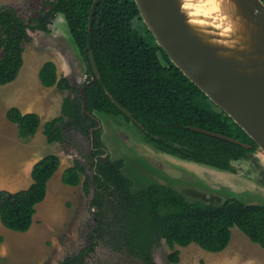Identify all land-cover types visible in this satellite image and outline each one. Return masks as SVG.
<instances>
[{"label": "trees", "instance_id": "obj_1", "mask_svg": "<svg viewBox=\"0 0 264 264\" xmlns=\"http://www.w3.org/2000/svg\"><path fill=\"white\" fill-rule=\"evenodd\" d=\"M93 0H47V8L26 22L16 10L0 7V84L14 80L23 64L25 43L31 40L29 29L48 30L58 13L65 17L71 39L84 58L89 49L98 71L85 88L88 113L133 123L137 130L162 150L181 158L221 170L234 171L230 161L245 157L256 142L223 110L215 108L209 98L168 58L142 21L134 0H99L95 6L88 37L89 11ZM264 2V0H263ZM161 54L164 62L161 61ZM86 55V57H85ZM43 86L71 91L61 104V114L42 125L48 143L62 141L67 129L88 135L95 125L82 111V85L75 86L68 76H59L52 60L38 70ZM114 100L131 113H123ZM7 119L17 125L18 136L27 140L40 125L35 111L22 112L13 105L6 109ZM110 118V119H111ZM199 126L220 132L250 147L210 134L194 131ZM97 139L98 131L93 130ZM60 164L55 153L36 160L30 171L32 182L14 191L0 189V221L16 231H26L32 224L35 205L46 194L47 181ZM121 161L107 171L108 177L96 175V188L90 205L95 207V224L86 243L75 253L66 255L59 264H89L88 256L106 231V240L123 249L142 264H159L153 248L164 240L172 249L168 259L179 261L175 247L195 243L204 250H223L231 239V227L237 226L251 241L264 249V203L245 202L227 196L221 202L189 199L176 188L161 182H148L136 189L120 171ZM84 167L78 159L64 168V184L80 183ZM84 190L88 193L85 181ZM118 189L119 213L108 217L104 205L111 202ZM115 192V193H116ZM106 216V217H105Z\"/></svg>", "mask_w": 264, "mask_h": 264}, {"label": "rangeland", "instance_id": "obj_2", "mask_svg": "<svg viewBox=\"0 0 264 264\" xmlns=\"http://www.w3.org/2000/svg\"><path fill=\"white\" fill-rule=\"evenodd\" d=\"M45 1L0 0V7L16 10L26 22L31 23L33 17L47 8ZM28 32L31 40L24 45L23 64L16 78L0 84V127L4 134L17 135L16 125L7 119L5 111L10 106L19 107L24 104L29 109L26 111L37 112L41 119L38 131L28 146L30 153L33 156L55 153L61 157V163L48 181L58 185L52 184L49 187L47 184L49 192L47 196L45 194L46 199L44 197L39 202L38 210L35 205L39 217L30 234L31 238L18 232H3L2 228L5 227L0 223V233L4 234L7 248V252L0 255V264H59L66 255L77 252L86 243L87 235L95 224V207L90 205V200L95 193L96 181L92 177L93 158L89 136L67 129L62 141L48 143L45 140L43 123L61 114L62 100L71 91L43 86L38 79V70L44 61L52 60L59 76H68L75 86H79L87 79L88 66L73 43L62 14L58 13L51 19L48 30L29 29ZM101 118L103 124L99 137L107 156L99 170L106 177L107 171L114 169L116 161L121 160L120 171L131 180L134 189L154 181L173 186L189 199L200 197L207 201L221 202L227 196H235L249 203H264V152L258 145L246 157L230 161L234 171L220 170L175 158L145 142L140 132L131 127L132 124ZM6 140L7 161L5 163L2 159V164L17 165L19 153L24 152L25 148L11 151V141L8 138ZM74 159L84 165L85 173L80 174L79 184L69 186L61 181L58 171L72 165ZM84 181L88 193L84 190ZM115 192L111 202L104 205L108 217H116L119 213V197ZM107 234L103 231L102 238L89 254V264H142L125 250L113 247L106 240ZM175 247L179 250L178 262L168 259L172 249L164 240L154 246V259L159 264H264V249L235 225L231 227L228 245L221 251H207L195 243Z\"/></svg>", "mask_w": 264, "mask_h": 264}, {"label": "water", "instance_id": "obj_3", "mask_svg": "<svg viewBox=\"0 0 264 264\" xmlns=\"http://www.w3.org/2000/svg\"><path fill=\"white\" fill-rule=\"evenodd\" d=\"M98 1L93 0L90 7L88 37ZM229 1L233 4L227 12L233 31L223 35L213 24L199 25L191 21L189 11L183 6L185 0H134L142 21L168 58L264 152V2ZM89 57L98 73L91 49ZM93 81L94 77L81 87L84 114L88 113L85 88ZM114 102L123 113L131 116L127 109ZM188 127L248 146L220 132L193 125Z\"/></svg>", "mask_w": 264, "mask_h": 264}, {"label": "crops", "instance_id": "obj_4", "mask_svg": "<svg viewBox=\"0 0 264 264\" xmlns=\"http://www.w3.org/2000/svg\"><path fill=\"white\" fill-rule=\"evenodd\" d=\"M45 87H47V86H45ZM18 106L22 112H27L26 110H29L28 107L25 106L24 104L18 105ZM16 128H17V125H16ZM3 131L4 130H2V128L0 127V189L17 190L20 188H25L32 182L30 171H31V167H32L33 163L41 157V156H33V153H30L31 149H29V147H28L29 144L32 142L33 136L35 134L33 136H31L29 139L23 140L18 136V133H17V135L15 133H12L11 135H9V134H4ZM37 131H38V129H37ZM37 131L35 133H37ZM6 138H8L11 141V151L13 149H18L20 151L21 149L25 148L24 152L19 153L20 160H19L17 165L10 164L9 166H7V164H2V159H4L5 163L7 161L6 159H7L8 148H7ZM59 158H61V157H59ZM60 161H61V159H60ZM64 168L65 167H63L62 169H60L58 171L60 177H61V173L64 170ZM29 178H31V179H29ZM48 181H47V184H49V187H50V185L52 186V184L58 185L55 182L49 183ZM25 182H28V183L25 184ZM67 185H69V184H67ZM48 192H49V189L47 190L46 196H47ZM45 199H46V197H45ZM40 204H39V202L36 204L37 210L39 209ZM38 217H39L38 211L37 212L35 211V213L33 214L32 224L29 227V229L26 231L12 230V229L4 226L1 223V221H0V223L7 230H9V231H7L5 228H2L3 232H11V231L18 232L17 234H25L28 236V238H31L30 234L32 233L34 224L36 223ZM42 217H44L43 214H42ZM11 234H12V232H11ZM0 237H2V240L0 241V255H3L4 253L7 252V248L5 246L4 234L0 233Z\"/></svg>", "mask_w": 264, "mask_h": 264}, {"label": "flooded vegetation", "instance_id": "obj_5", "mask_svg": "<svg viewBox=\"0 0 264 264\" xmlns=\"http://www.w3.org/2000/svg\"><path fill=\"white\" fill-rule=\"evenodd\" d=\"M55 17V16H54ZM53 17V18H54ZM52 18V19H53ZM158 54H160V53H158ZM161 55V54H160ZM85 57H86V55H85ZM160 57V56H159ZM162 57V56H161ZM85 60H86V63H87V66H88V76H87V79H86V81L85 82H87V81H89V80H91V78L92 77H94V79H95V75H98V73H96L95 72V70H94V68H93V65H92V63H91V61H90V58H84ZM162 60L164 61V59L162 58ZM84 82V83H85ZM84 83H82V84H84ZM82 84H80V85H82ZM220 109V108H219ZM88 112V111H87ZM86 115H90L91 116V118L94 120V124L95 125H93L92 127H90V129H89V133H88V135L87 136H89V138H90V152H91V154H92V158H93V160H92V171H93V175H92V177L94 178L96 175H99V176H101V179L103 178V173L102 172H100V170H99V167H100V165L101 164H103V163H105V161H106V156H107V151H106V149H105V147H104V145H102V142H101V139H100V132H101V124H103L102 123V118L101 117H104V118H109L108 116H106V115H103V114H97V113H94V114H91V113H87ZM131 117V116H130ZM111 118V117H110ZM131 119H132V121H134V119L131 117ZM109 120V119H108ZM111 120H113L114 122H118V123H120V121H119V119L117 118L116 120H114L113 118H111ZM124 122V121H123ZM125 123V122H124ZM125 124H129V125H133V126H131L132 128H134L135 130H137V128H136V126L131 122V123H125ZM93 130H96V131H98V139H99V141L101 142V144L100 145H96L95 143H97V139L94 137V135H93ZM138 131V130H137ZM90 132L92 133V135H90ZM139 132V131H138ZM141 134V133H140ZM141 136H142V134H141ZM235 138V137H234ZM142 139L145 141V142H147V143H149L152 147H154V148H156L157 150H159V151H162V152H165V153H168V152H166V151H164V150H162L161 149V147L160 146H158V145H155L154 143H152V142H150L149 140H147L145 137H143L142 136ZM236 139H238V138H236ZM239 140V139H238ZM241 142H244V141H242V140H240ZM244 143H246V142H244ZM237 144H239V143H237ZM248 146H244V145H241V144H239V145H241V146H243V147H250L251 145L250 144H248V143H246ZM256 146H257V143H256ZM255 149H256V147H255ZM254 149V150H255ZM253 150V151H254ZM253 151H251V153L253 152ZM168 154H170V155H172V156H174L175 158H179L180 160H186V161H189V162H194V163H199V162H195V161H192V160H188V159H184V158H181L180 156H178V155H175V154H171V153H168ZM247 155V154H246ZM246 157V156H245ZM243 158V157H242ZM239 159V158H238ZM121 161V160H120ZM121 163H122V161H121ZM82 164V163H81ZM200 164V163H199ZM83 165V164H82ZM121 165V164H120ZM83 167H84V165H83ZM214 168V167H213ZM119 169H120V167H119ZM85 170V169H84ZM97 170H99V171H97ZM221 170V169H220ZM234 170H235V168H234ZM84 173H85V171H84ZM80 174H83V173H80ZM149 182H152V181H149ZM148 183V182H147ZM147 183L146 184H144V185H147ZM166 184V183H165ZM169 185V184H168ZM131 187H132V183H131ZM133 188V187H132ZM134 189V188H133ZM115 190L116 191H118V189L115 187ZM178 190V189H177ZM178 191H180V190H178ZM181 192V191H180ZM182 194H184L183 192H181ZM187 198H188V196L186 195V194H184ZM195 199H201V200H204V201H207V200H205V199H202V198H200V197H198V198H195ZM209 202H212V201H209Z\"/></svg>", "mask_w": 264, "mask_h": 264}, {"label": "bare ground", "instance_id": "obj_6", "mask_svg": "<svg viewBox=\"0 0 264 264\" xmlns=\"http://www.w3.org/2000/svg\"><path fill=\"white\" fill-rule=\"evenodd\" d=\"M184 8L189 11L191 21L199 25L213 24L221 29L223 35H227L232 30V23L229 22L227 12L233 8L229 0H199L190 3L185 0Z\"/></svg>", "mask_w": 264, "mask_h": 264}]
</instances>
